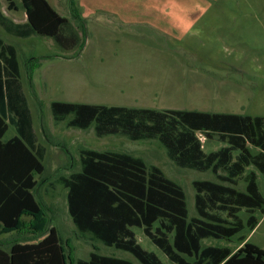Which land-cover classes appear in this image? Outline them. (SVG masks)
Returning a JSON list of instances; mask_svg holds the SVG:
<instances>
[{
	"label": "trees",
	"instance_id": "1",
	"mask_svg": "<svg viewBox=\"0 0 264 264\" xmlns=\"http://www.w3.org/2000/svg\"><path fill=\"white\" fill-rule=\"evenodd\" d=\"M3 1L8 11H16L19 4L27 17L26 23L15 24L0 10L6 34L46 37L63 51L83 47L85 22L74 0L68 4L75 27L47 0ZM40 59L28 67L29 79ZM20 78L15 48L0 39V236H15L7 250L0 248V264H134L94 252L76 259L70 241L49 227L50 218L34 195L36 176L45 170L46 148L33 129ZM50 111L53 122L66 128L93 125L98 138L155 140L176 167L210 172L215 178L193 182L196 217L189 218L183 189L159 168L123 153L82 149L80 170L55 181L67 191V213L79 234L126 252L139 264L163 263L137 243L134 229L173 264H264V250L241 236L237 239L242 246L234 252L201 246L206 239L230 241L245 228L253 230L258 222L254 213L264 214L256 175L264 180V117L61 102H52ZM9 128L15 135L5 140ZM198 135L224 146L206 154ZM249 145L258 152L253 154ZM239 181L243 191L237 190ZM243 210L248 214L245 222L238 216Z\"/></svg>",
	"mask_w": 264,
	"mask_h": 264
},
{
	"label": "rangeland",
	"instance_id": "2",
	"mask_svg": "<svg viewBox=\"0 0 264 264\" xmlns=\"http://www.w3.org/2000/svg\"><path fill=\"white\" fill-rule=\"evenodd\" d=\"M47 1L72 27L76 26L69 13V0ZM74 2L85 22L81 49L63 51L52 39H18L0 28V38L18 52L33 129L46 148L45 170L36 176L34 195L50 218L49 227L70 241L76 259L85 260L94 252L139 264L126 252L93 243L73 226L67 213V191L55 181L80 170V150L123 153L142 159L147 167L159 168L183 189L189 218L196 217L193 182L215 181L214 176L176 167L155 140L131 142L120 135L98 138L93 125L80 130L55 124L50 104L264 117V0ZM1 9L4 11L3 4ZM34 58L41 59L29 79L25 68ZM14 135V129L9 128L4 139ZM198 137L205 153L223 146L216 138ZM249 148L253 154L258 152ZM257 186L264 199V180L258 172ZM237 190H244L242 181ZM238 216L245 222L248 214L243 210ZM254 216L260 219L262 215L256 211ZM134 233L144 250L153 252L163 264H173L140 229ZM240 236L264 250V219L251 234L245 228L230 241L210 238L201 246L234 251ZM14 239L13 235L0 236V248L7 250Z\"/></svg>",
	"mask_w": 264,
	"mask_h": 264
},
{
	"label": "crops",
	"instance_id": "3",
	"mask_svg": "<svg viewBox=\"0 0 264 264\" xmlns=\"http://www.w3.org/2000/svg\"><path fill=\"white\" fill-rule=\"evenodd\" d=\"M3 2V3H2ZM48 2V1H47ZM49 3V2H48ZM2 4L4 5V11L1 9V7H2ZM50 4V3H49ZM51 6V5H50ZM52 7V6H51ZM53 8V7H52ZM20 9H22L20 6H19V4H18V6H17V10L16 11H8L7 10V7H6V3L3 1V0H0V10H1V12H2V14L6 17V18H8L9 20H11L13 23H15V24H24V23H26V19H27V17H26V14H25V12H24V10L22 9V12L20 13L19 12V10ZM54 9V8H53ZM55 10V9H54ZM195 10H197V8H195ZM56 11V10H55ZM19 12V13H18ZM57 12V11H56ZM58 13V12H57ZM59 14V13H58ZM60 15V14H59ZM63 17V16H62ZM64 18H66V17H64ZM128 22H130L129 20H128ZM1 28V27H0ZM2 29V28H1ZM8 35V34H7ZM13 37V36H12ZM33 37V36H32ZM31 38V37H30ZM1 39V38H0ZM18 39H20V38H18ZM27 39H29V38H27ZM2 40V39H1ZM3 41V40H2ZM4 42V41H3ZM5 43V42H4ZM9 45H11V44H9ZM11 46H13V45H11ZM14 47V46H13ZM15 48V47H14ZM15 50H16V48H15ZM16 53H17V59H18V63H19V58H18V52H17V50H16ZM35 59V58H34ZM34 59H31V61H28L27 62V65H26V67L27 68H25L24 70H25V72H26V76H28V67H30V65H32V64H35L36 62H35V60ZM39 67V66H38ZM19 69H20V65H19ZM34 73H35V70H34V72L32 73V76H31V78L33 77V75H34ZM20 82H21V86H22V91H23V93H24V95H25V97H26V99H27V96H26V94H25V91H24V86H23V82H22V75H21V70H20ZM29 78V77H28ZM27 103H28V106H29V102H28V99H27ZM110 107H116V106H110ZM121 108H126V107H121ZM29 109H30V107H29ZM142 109H144V108H142ZM146 110H148V109H146ZM30 111H31V109H30ZM32 115V114H31ZM33 120V119H32ZM13 137V136H12ZM11 138V137H10ZM9 138V139H10ZM200 139V138H199ZM8 140V139H7ZM206 140V139H205ZM214 140V139H213ZM201 141V140H200ZM202 143V142H201ZM222 144V143H221ZM223 145V144H222ZM202 146H203V143H202ZM224 146V145H223ZM222 146V147H223ZM220 149V148H219ZM202 150H203V147H202ZM217 151V150H216ZM204 152V151H203ZM214 152V151H213ZM205 153V152H204ZM210 153V152H209ZM206 154H208V153H206ZM206 173H209V172H206ZM257 175V174H256ZM209 181H211V180H209ZM243 191V190H242ZM264 219V214L261 216V218L260 219H258V222H257V225L253 228V230H249L250 231V234L251 233H253L254 231H255V229L256 228H258V226L260 225V223H261V221ZM242 238H244L245 239V242L247 241V238H245V236H241ZM242 246V244L240 243V244H238L236 247H235V250L234 251H236V250H238L240 247ZM261 249V248H260ZM263 250V249H262ZM231 251H233V250H231ZM233 251V252H234ZM119 259H121V258H119ZM124 260H126V259H124Z\"/></svg>",
	"mask_w": 264,
	"mask_h": 264
}]
</instances>
